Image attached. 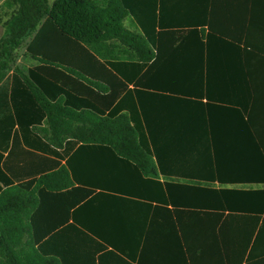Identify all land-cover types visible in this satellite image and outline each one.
Returning <instances> with one entry per match:
<instances>
[{
    "label": "trees",
    "instance_id": "obj_1",
    "mask_svg": "<svg viewBox=\"0 0 264 264\" xmlns=\"http://www.w3.org/2000/svg\"><path fill=\"white\" fill-rule=\"evenodd\" d=\"M8 10L13 14L0 39V255L13 252L14 236L26 235L25 262H7L33 264L34 255L43 261L33 243L52 238L70 220L80 232L75 225L99 186L84 176V153L107 150L122 166L134 162L141 176L157 172L148 154L155 134L144 87L161 41L137 17L140 34L123 26L133 15L122 0H6L0 23ZM24 42V56L38 63L27 69L15 64ZM162 101L186 103L175 95ZM22 159L40 160L16 167ZM211 184L175 185L185 191V206L200 215L198 231H181L185 253L198 238L207 255L227 252V264H241L250 242L264 239V187L215 190Z\"/></svg>",
    "mask_w": 264,
    "mask_h": 264
},
{
    "label": "crops",
    "instance_id": "obj_2",
    "mask_svg": "<svg viewBox=\"0 0 264 264\" xmlns=\"http://www.w3.org/2000/svg\"><path fill=\"white\" fill-rule=\"evenodd\" d=\"M122 1L133 15L123 21L126 29L140 34L139 20L160 34L159 58L144 87L155 134L148 154L157 172L141 176L134 162L122 166L107 150L84 153V176L99 186L75 225L80 232L70 220L52 238L33 243L43 257L39 263L34 255L33 264H227L230 253L207 255L198 238L186 255L181 231H198L200 215L185 206V191L175 185L264 187L258 184L264 182V0ZM21 59L25 69L38 64L24 52ZM167 95L186 103L163 102ZM39 160L22 159L16 167ZM14 237L13 252L1 251L3 264L25 262L27 237ZM254 241L241 264H264V239Z\"/></svg>",
    "mask_w": 264,
    "mask_h": 264
},
{
    "label": "rangeland",
    "instance_id": "obj_3",
    "mask_svg": "<svg viewBox=\"0 0 264 264\" xmlns=\"http://www.w3.org/2000/svg\"><path fill=\"white\" fill-rule=\"evenodd\" d=\"M12 14H13V11H11V10H8L6 12L3 11V13H2V18H1V23H0V39H1V37L3 35V32H4L3 25L6 23V21H8V19L11 17ZM25 42H24L23 46L21 44V47L19 49L15 50L16 51L15 53L17 55V59H16L15 64H16V66L23 67V68L26 66L25 65L26 62L23 59H21V56H22V53L24 52ZM14 68H15V65H13V67L11 68V70H13Z\"/></svg>",
    "mask_w": 264,
    "mask_h": 264
}]
</instances>
